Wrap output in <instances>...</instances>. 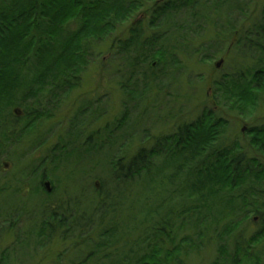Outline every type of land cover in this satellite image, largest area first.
<instances>
[{"label": "trees", "instance_id": "1", "mask_svg": "<svg viewBox=\"0 0 264 264\" xmlns=\"http://www.w3.org/2000/svg\"><path fill=\"white\" fill-rule=\"evenodd\" d=\"M136 2L0 0V151L32 136L49 117L40 106L43 96L59 101L63 94L77 89L88 65L91 43L107 36L115 21L126 19L132 9L142 6ZM238 4L233 0H206L205 4L201 0H166L155 2L142 14L151 16L150 29L155 31L168 25L182 8L235 10ZM73 24L75 29L71 28ZM175 28L183 30L184 26L175 23ZM167 33L142 36L137 31L126 40L117 39L115 45L132 68L131 78H136L142 66L155 69L164 65L169 41L174 39L171 33L169 40ZM176 39L174 45H181ZM235 39L236 47L251 54L253 67L214 83L223 98L232 103L230 111L245 113L264 100V8L245 35ZM134 83L138 85L139 80ZM135 85L128 91L130 96L136 95ZM126 120L127 113L118 125ZM226 125L214 113L205 111L196 121L181 124L173 135L156 140L152 149L141 147L132 156L104 154L97 162L103 178H96L99 189L93 187L95 192L90 198L86 195L92 181L88 170L78 174L85 182L76 180L78 185L83 183L79 193L82 198L72 199L63 183L56 202L50 198L56 190L50 194L43 190L46 172L39 175L41 184L35 186L38 168H33L31 190L18 179L25 171L14 170V177L6 176L0 186V219L29 221V237L20 242L21 251L29 249L32 241L41 246L52 244L56 237L63 243L74 240L53 264H175L190 250H198L208 233L220 240L242 235L241 227L253 222L252 216L258 217L260 230L247 244H257L264 239V125L250 129V145L245 148L238 141L227 145L222 142ZM33 141L35 146H31L36 149L40 141ZM105 144L102 142L99 148L104 149ZM65 149L53 162L60 165L61 158L65 159L60 172L73 178L83 159L78 154L71 161L73 153ZM152 169L162 173V186L176 187L177 191L141 220L138 215L130 218L134 226L130 225L125 213L128 188L144 181ZM34 197L39 205L29 208L26 200ZM85 199L89 201L82 207ZM240 242L244 243L242 239ZM12 254L16 249L2 254L0 264H9L7 257Z\"/></svg>", "mask_w": 264, "mask_h": 264}, {"label": "rangeland", "instance_id": "2", "mask_svg": "<svg viewBox=\"0 0 264 264\" xmlns=\"http://www.w3.org/2000/svg\"><path fill=\"white\" fill-rule=\"evenodd\" d=\"M165 1L137 0L142 6L132 9L126 19L115 21L107 36H99L98 40L93 41L94 44L91 43L88 65L79 78L77 89L63 94L59 101H50L48 95L42 97L40 106L48 111L49 117L32 136L23 139L16 146L0 151V186L6 176L13 178L14 170H17L25 171L18 179L32 190L29 181L33 178L32 171L36 166L38 172L34 185L41 184L39 175L46 172L47 177L42 182V187L47 194L56 190L50 197L52 201L58 200L57 195L61 192L63 183L66 193L72 199H76V196L80 199L83 183L78 185L76 180L85 182L78 174L88 170L92 181L86 195L90 198L95 192L94 188L99 189L97 177L103 178V169L97 162L104 154L112 152L132 156L141 147L152 149L156 140L173 135L181 124L196 121L205 111L214 113L217 118L226 122V132L221 138L224 144L238 141L241 147L250 145V129L264 125V100L245 113L230 111L232 103L223 98L214 82L253 67L254 59L251 54H245L242 47H236L238 43L235 38L239 34L245 35L250 25L256 22L264 8V0H233L239 3L235 10L197 8L191 11L190 8H182L173 14L168 25L154 31L150 29L151 16H144L142 13L155 2L162 4ZM201 2L205 4L206 0ZM215 10L217 13L211 12ZM175 23L182 24L183 30L176 29ZM76 27V24L71 26L72 29ZM137 31L142 36L168 31L167 38L172 33L175 35L173 40L177 38L183 45H174L175 42L170 37L171 44L168 45L169 53L164 65L155 69L142 66L136 78H131L132 68L128 65L124 52L115 44L118 38L126 40ZM174 46H178L177 49H173ZM221 61L222 65L218 67ZM135 79L139 80L138 85H135ZM131 85L137 86L135 96L128 93ZM85 107L87 110L83 112ZM125 113L127 120L119 126ZM19 116H22L21 113ZM34 138L40 141L36 149L31 146ZM111 139L112 142L109 141ZM102 142L106 143L104 149L99 148ZM62 148H66L67 153H73L71 161L78 158V154L83 159L78 170L74 171L76 175H71L73 178H67L60 172L65 167L62 164L66 162L65 159L60 157L58 162L63 167L53 162L55 156L59 157L61 154ZM157 162L160 164V160ZM161 180L162 173L152 169L144 176V181L128 188L125 206V213L129 215L127 222H131L130 218L136 215L141 220L148 211H155L164 198H169L177 191L176 187L162 186ZM47 183H50L51 191L46 189ZM43 196L47 199L46 194ZM178 199L176 196L177 202ZM20 201L23 202L24 199L20 198ZM26 201L29 208L35 209L39 205V200L35 197ZM83 201L81 205L85 207L89 200ZM22 205L23 203L21 208ZM168 210L169 208L165 211ZM90 211H93V207ZM8 219H0V257L7 250L16 249V254L7 257L9 264H53L58 255L69 249L74 241L67 240L63 243L56 237L52 239V244L44 243L41 246L32 241L29 249L21 251L18 249L20 242L29 237L26 230H30L27 228L31 225L27 218ZM251 220L253 222L241 227L239 234L242 235L220 240L215 234L208 233L200 242L201 245H198V250H190L187 255L178 258L175 264H212L215 261L223 264H264V239L257 244H247L260 230L258 217L252 216ZM130 225H133V221ZM240 239L245 244H240ZM242 248L244 251L240 252ZM235 257L237 260L234 261Z\"/></svg>", "mask_w": 264, "mask_h": 264}, {"label": "water", "instance_id": "3", "mask_svg": "<svg viewBox=\"0 0 264 264\" xmlns=\"http://www.w3.org/2000/svg\"><path fill=\"white\" fill-rule=\"evenodd\" d=\"M221 65H222V61L219 62L217 66L220 67ZM243 131H245V130H243ZM45 187H46V189L48 191H51V185H50V183L45 184Z\"/></svg>", "mask_w": 264, "mask_h": 264}]
</instances>
